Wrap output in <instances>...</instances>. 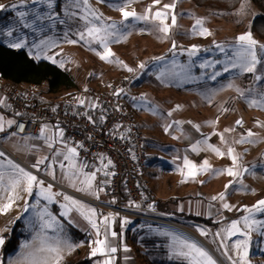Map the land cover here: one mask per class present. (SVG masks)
<instances>
[{"label":"rangeland","instance_id":"1","mask_svg":"<svg viewBox=\"0 0 264 264\" xmlns=\"http://www.w3.org/2000/svg\"><path fill=\"white\" fill-rule=\"evenodd\" d=\"M166 5L174 7L166 8ZM0 6V44L26 50L37 61H48L67 70L80 84L79 88L85 83L112 82L139 72L125 92L129 98H124L123 102L145 136L148 162L143 178L160 198L196 192L194 200H186L183 208L189 209L192 203L193 210L204 216L202 205L208 203L217 218L213 220L214 229L207 225L206 230L189 221L161 214L166 220L176 219L179 225L193 231L196 238L182 230L158 233L159 228L136 220L146 229L148 234L144 236H149L153 228L158 235L153 234L150 239L157 241L163 237L169 246V251L153 260L190 264V258L176 254L187 240L207 251L216 264H233V261L243 264L244 246L238 251L235 245L245 241L247 264H264V210H257L264 207L259 206V201L264 200V108L259 106L264 102V48L260 47L264 40L250 30L259 15L251 0H243L235 10L199 7L193 0H159L158 3L157 0H88L87 4L83 0H0ZM121 7L149 18L126 20ZM21 12L25 13L23 17L18 15ZM156 12L167 14L164 21L169 27L167 33L160 30L163 25L155 18ZM197 20L203 22L202 26L197 25ZM93 27L102 30L96 38L88 35ZM104 29H107L104 43L112 53L108 60L101 58L106 55L104 43L100 42ZM203 29L210 35L201 34ZM248 33L257 41L255 52L260 63L256 64L255 71L232 66L233 61L238 60L237 50L242 48L238 38ZM17 44L20 47L13 46ZM257 76L261 78L258 80ZM128 99L131 100L128 102ZM223 115L230 116L228 122L223 121ZM12 122L10 115L0 111V152L3 153L0 156V173H3L0 206L7 204L8 197L13 195L10 190L5 191L16 174L12 165L23 168L43 184L34 185L29 195L26 184L21 183L11 208L0 212V237L5 240L0 247V260L4 264L17 260L22 253H35L37 261L48 256L38 251L43 237H47L52 246L59 242L63 247L65 241L75 245V235L62 226V219L59 220L64 209L73 206L64 199L68 194L55 190L49 180L17 159L22 157L15 149L16 144L11 146L6 137ZM249 132L253 133L251 137ZM49 135L51 141L55 140L54 132ZM193 138H199L201 143L191 146L189 152L197 154L193 158L179 154L185 148L183 142L193 141ZM74 155L79 156L76 149ZM229 168L238 175H228ZM74 170L69 169L73 174ZM92 171L95 179L90 186L96 188V169ZM40 174L47 175L45 167L40 169ZM81 177L84 176L77 172L74 179L79 181ZM49 186L51 200L40 192L43 187L48 195ZM198 192L205 194V199ZM221 196L224 199H220ZM33 201L42 206L36 207ZM44 201L49 207L43 206ZM54 204L59 208L56 213L59 217L54 215ZM225 204L230 207L225 208ZM45 209L50 217L45 215L44 219L56 217L62 229L57 225L52 232L41 229L40 214ZM245 217L250 227L245 226ZM237 221L244 235L229 236L227 230ZM9 240H18L19 245L4 261L2 251ZM25 245L30 247L25 248ZM102 255L103 258L110 256ZM85 257L88 256L80 255L74 247L70 251L65 248L61 264ZM92 264L103 262L99 259Z\"/></svg>","mask_w":264,"mask_h":264},{"label":"built area","instance_id":"2","mask_svg":"<svg viewBox=\"0 0 264 264\" xmlns=\"http://www.w3.org/2000/svg\"><path fill=\"white\" fill-rule=\"evenodd\" d=\"M136 74L85 83L71 95L57 96L48 94L44 84L21 83L13 88L0 77V107L13 118L14 135L34 136L53 125L57 136L67 140L98 176L108 177L104 201L80 196L83 200L120 220L165 224L142 190L148 186L143 178L148 162L145 136L127 106L117 100Z\"/></svg>","mask_w":264,"mask_h":264},{"label":"crops","instance_id":"3","mask_svg":"<svg viewBox=\"0 0 264 264\" xmlns=\"http://www.w3.org/2000/svg\"><path fill=\"white\" fill-rule=\"evenodd\" d=\"M125 92H123L121 96V102L124 101V98L126 99L128 97ZM130 100L131 99H128V102ZM229 117V115H223V121L228 122L230 119ZM13 123L14 122H12L10 128L8 129L9 131L7 132L6 137L8 138V143L11 146L16 144L15 149L18 152L19 157L21 156L24 160L18 157L17 159L32 171L49 180L56 188L55 190H59L60 193L65 192V194H68V197L78 202L77 204H73V206L69 207L70 209H64L62 213H65L67 211V215L62 214L59 220L62 219L60 221L62 226L64 228L66 226V228L70 230V233L75 235L74 251H78L80 255H87L88 257L81 259L89 260L91 264L99 259H101L103 264L105 261H108V264H172L153 260V258L157 257V255L159 254H162V252L169 251V246L167 245L165 238L159 235L161 237V240L156 241L150 239L151 235H158L157 232H164L167 234V232H171V229L175 231L181 230L177 228L179 224L176 222V219L189 221L190 223L199 225L201 228L207 230L208 226L205 223L188 219V216L206 219L211 222L217 219L215 211L212 210V208L210 209L208 207V203L202 205V212L205 213L204 216L200 215L201 213H199L197 210H193L192 203H189V209L183 208L186 200H194L193 198L197 196L196 192L188 191L185 193H179L177 194V196L160 198L152 192L148 181L144 179V181L148 183L147 189L154 199L153 203L156 209L157 201H177L176 204L173 205L172 208H169L168 211L159 212L160 214H165L167 216H174V218L176 219L171 220L173 224L168 225L166 223L160 224L156 222H145V224L152 225L154 229H159H156V232L153 228H151L149 236H144L145 233H147L146 229L139 226L138 223H136V219L120 220L117 217L107 215L102 208L92 205L80 197L86 196L99 201H104L105 191L108 185V177L103 176V179L100 181L99 176L96 174V188H93V186L91 187L90 183L95 179L94 172L92 171V166L86 163L81 157L79 158V156L78 159L76 155H74V153L70 151L71 149H73V147L67 143V140L57 136V129L53 125L47 126L37 135L29 137H18L11 132ZM52 132L55 133L56 138L55 140L51 141L49 134H52ZM178 134L179 133H177V136ZM199 140V138H193V141L188 140L183 142L182 146H184L185 148L183 149V151H179L178 153L181 155L187 154L186 157L188 156L189 158H193L192 156H195L197 153L195 151L189 152V148L191 146L195 147L196 144L201 143V141ZM196 149L197 147L194 150ZM41 160L43 161V163H39ZM45 160H48V162ZM61 165H63V167H61ZM44 167L46 168L47 175L40 174V169ZM73 168H75L74 171H76L74 174L69 171V169ZM77 172L84 176L83 178L81 177L79 181H76V179H74L75 177H77ZM50 177L56 178L54 180ZM198 195H201L202 198H204L205 194H201V192H198ZM33 203L36 207L42 206L40 205V202L33 201ZM42 204L43 206H45V208L49 207L45 201L42 202ZM52 209L54 211V215L58 216L59 214L56 213H59L57 212L59 211V208L56 204L52 206ZM90 209L95 211L94 216H91V212L89 211ZM86 216H91V218L95 221L99 228V235H97V229L92 226L90 220L85 218ZM105 218L110 219L106 221ZM125 221H127V223H125ZM213 224L216 223L213 222ZM62 226H59L58 228L62 229ZM55 227L56 226H54V228ZM54 228H48L44 230L52 232ZM210 229L212 230L211 227ZM112 232L116 233L115 237L111 235ZM191 232L194 233L193 231ZM105 233L108 234L107 239L109 245L111 247H115L117 251L115 253L106 252V254L110 256L104 258L103 255L99 252L95 256H93L91 254L93 248L98 247V245L95 244L94 241H96L97 239L103 240L105 238ZM164 237H167V235H165ZM202 243L208 246V243H205L204 241H202ZM125 249H127V251H125ZM149 252L150 254H148ZM148 258L150 261H148Z\"/></svg>","mask_w":264,"mask_h":264},{"label":"snow or ice","instance_id":"4","mask_svg":"<svg viewBox=\"0 0 264 264\" xmlns=\"http://www.w3.org/2000/svg\"><path fill=\"white\" fill-rule=\"evenodd\" d=\"M83 2L85 4L88 3V0H83ZM159 2V0H157V3ZM2 7V6H0ZM166 8H172L174 7V5H166ZM120 11L122 12L124 18L127 20L129 17H132L136 20H147L149 17L147 15L144 16H137V14L135 12H128L125 11L123 7L120 8ZM150 11V10H149ZM18 15H20L21 17H23L25 15V13L21 12L18 13ZM99 17H97L98 19ZM155 18L160 20L161 24L163 25V27L160 29L161 31L167 33L169 31V27L167 24L164 23V21L167 19V14L166 13H162V12H156L155 13ZM172 23L175 24V17H172ZM197 25L198 26H202V21L201 20H197ZM112 27H115V25H112ZM101 29L100 28H90L88 30V35L96 38L97 36L100 35L101 33ZM105 32V35L103 37L100 38V42L104 43V41L107 38V29L103 30ZM11 34V33H9ZM201 34H209L207 33L206 29H203ZM81 39H84V35L81 34ZM239 42L242 45V48L237 50V56H238V60L233 61L232 66L233 67H241L246 71H255V66L256 64L260 63V61L257 59V55L255 52V48L257 46V41H255L252 38L251 33H248L246 35H242L239 38ZM14 47H20L19 44L17 45H13ZM104 47L106 50V55H103L101 58L108 60V58L112 55V53L110 51H108L107 49V44L104 43ZM217 47H221L219 45H217ZM261 48H264V45H260ZM141 67H143V65H141ZM227 65L225 66V71H227ZM129 71H131V69H129ZM258 80L261 78L259 76L256 77ZM253 104H256V101H252ZM260 107L264 108V102L259 104ZM238 123H242V122H238ZM62 135V133H61ZM253 135V133L249 132L248 136L251 137ZM243 142V141H241ZM71 152L75 153V149H71ZM213 151H216L219 155H223V153H220L218 149H213ZM231 152V150H230ZM3 153L0 152V156H2ZM236 157L233 156V162H235ZM39 163H43V161L41 160ZM189 162L186 160L185 164L187 165ZM205 164H207V162H205ZM12 167L14 169H16V174L13 176L12 180L10 181V185L8 189H5V191H11L13 193L12 196L8 197V203L0 206V212L6 211L7 209L11 208L12 203L14 202V200L16 199V189L21 185V183H25L26 184V191L28 192L29 195L32 194V189L34 185H42L43 181H40L37 179L36 176L32 175L29 172H26L23 168H20L18 165H12ZM61 167H63V165H61ZM194 167V166H193ZM227 174L230 176H236L238 175L237 172H235L233 169L229 168L227 169ZM3 179V173H0V181H2ZM41 195H44L45 199L51 200L52 196H51V186H49V188L47 189V192L49 193L48 195H45V189L43 187H41L40 189ZM65 200H69L71 201L72 204H77V201L71 200L70 197L65 196L64 197ZM220 199H224L223 196L220 197ZM225 208H229L230 206L225 204L224 205ZM259 206H264V200L259 201ZM65 207L67 208V206L65 205ZM82 207V206H81ZM27 210V209H26ZM257 210H264V207H258ZM91 212V216L95 215V211L94 210H89ZM248 211H252L251 209H248ZM48 215L50 217V213H47V210L45 209L44 213L40 214V219L42 221L41 223V229H48V228H53L54 225H58V222L55 220V218H50L48 220L44 219V216ZM63 215H67V211L65 213H63ZM91 216H86V219H89L90 222L92 223V226L94 228L97 229V235H99V228L97 226V224L95 223V221L91 218ZM110 218H105V220L107 221ZM125 223H127V221H125ZM244 223L246 227H250V225L248 224V217L244 218ZM253 223H255V221H253ZM238 224L239 221L232 223V225L230 226V228L227 230L228 231V235H236L237 233H239L240 235H244V233L240 232L239 228H238ZM205 234V233H202ZM107 233H105V238L103 240H99L97 239L96 241H94L95 244L98 245V247L93 248L92 250V255L95 256L98 252L101 254H106L107 253H115L117 251V249L115 247H111L108 243V239H107ZM111 235L113 237L116 236L115 232H112ZM5 243L4 238L0 237V247H2ZM244 246V252H243V257L242 262L243 264H247V249H246V242L245 241H239L236 243L235 247L236 249L239 251L241 249V246ZM25 248H28L30 246L25 245ZM74 247V245L67 243L66 241L63 243V247L61 246V244L58 242L56 246H52L51 244L48 243V238L47 237H43V239H41V247L38 249V251L40 252H46L49 255L44 257L42 260L37 261L34 257H35V253L29 252V253H22L20 258H17V260L15 261H11L9 262V264H61V261L63 259V251L65 250V248L67 250H71ZM125 251H127V249H125ZM179 256H183L185 258H190V264H216V261L212 258V256L205 251L203 248L198 247L195 243H190L187 240L183 241V248L180 252L176 253ZM231 259V257H229ZM0 264H4V262L2 260H0ZM104 264H108V261H105ZM233 264H236L235 261H233Z\"/></svg>","mask_w":264,"mask_h":264},{"label":"trees","instance_id":"5","mask_svg":"<svg viewBox=\"0 0 264 264\" xmlns=\"http://www.w3.org/2000/svg\"><path fill=\"white\" fill-rule=\"evenodd\" d=\"M243 0H193V2L199 7H206L216 10H235L237 9ZM252 3L259 10V15L255 17L251 25V32L256 34L260 39L264 40V0H251ZM141 68V67H140ZM140 70V69H139ZM139 72H137L138 74ZM135 75L134 80L130 86L125 90L120 91L117 94V100L121 102V96L123 92L127 91L137 78ZM0 77L9 83L13 88L18 87L21 83L32 84H44L45 91L48 94L57 96L60 93L71 95L79 89V83L77 80L65 69L48 61H37L31 57L26 50L10 48L0 44ZM126 106V105H125ZM0 110L8 115L10 113L0 107ZM11 116V115H10ZM100 181L103 176H99ZM148 186H142L146 197L154 202V199L148 191ZM176 200H170L166 202L157 201L156 206L159 212L168 211L176 204ZM195 221H200L208 225L213 226V222L201 219L198 217H187ZM215 225V224H214ZM213 228V227H212ZM214 229V228H213ZM4 246L3 252L4 261L7 255L17 249L18 240H9ZM90 262L89 260L78 259L65 261L64 264H85ZM153 264H165V263H153Z\"/></svg>","mask_w":264,"mask_h":264},{"label":"bare ground","instance_id":"6","mask_svg":"<svg viewBox=\"0 0 264 264\" xmlns=\"http://www.w3.org/2000/svg\"><path fill=\"white\" fill-rule=\"evenodd\" d=\"M165 221H166V223H167L168 225H172V224H173L171 221H168V220H165ZM177 228L183 230V232H184L185 234H187V235H189V236H191V237H195V234L192 233L191 231H189L188 229H186V228H184V227H182V226H179V225L177 226ZM195 238H196V237H195Z\"/></svg>","mask_w":264,"mask_h":264}]
</instances>
